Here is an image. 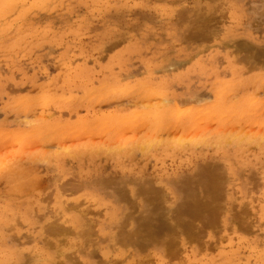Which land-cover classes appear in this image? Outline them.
Wrapping results in <instances>:
<instances>
[{
    "label": "rangeland",
    "instance_id": "obj_1",
    "mask_svg": "<svg viewBox=\"0 0 264 264\" xmlns=\"http://www.w3.org/2000/svg\"><path fill=\"white\" fill-rule=\"evenodd\" d=\"M201 1L0 0V161L19 158L0 164V264H264V0ZM185 106L195 111L183 117L188 125L162 124L163 109L178 115ZM139 110L140 128V118L128 121ZM159 119L167 129L157 125L158 133ZM137 140L148 148H132ZM205 171L216 190L210 200L195 179ZM187 183L212 221L145 245L137 229L147 207L137 188L159 194L151 215L172 226L176 189ZM132 231L140 245L123 242Z\"/></svg>",
    "mask_w": 264,
    "mask_h": 264
},
{
    "label": "bare ground",
    "instance_id": "obj_2",
    "mask_svg": "<svg viewBox=\"0 0 264 264\" xmlns=\"http://www.w3.org/2000/svg\"><path fill=\"white\" fill-rule=\"evenodd\" d=\"M185 1V0H184ZM201 1V0H200ZM202 2V1H201ZM204 3V2H203ZM203 3H201V4H203ZM200 4V3H199ZM200 4V5H201ZM206 4V3H205ZM196 5H198V4H196ZM191 6H192V4H191ZM193 6H194V4H193ZM206 6V5H205ZM211 6V5H210ZM209 6V7H210ZM199 7V6H198ZM189 13V12H188ZM198 13V12H197ZM184 17V16H183ZM186 32V31H185ZM191 45V44H190ZM200 45H202V44H200ZM197 49V48H196ZM228 49V48H227ZM212 51V50H211ZM232 54V53H231ZM230 57V56H229ZM217 63V62H216ZM30 64V63H29ZM228 65V64H227ZM243 68V67H242ZM238 69V68H237ZM19 72V71H18ZM247 73H249V72H247ZM246 73V74H247ZM146 74V73H145ZM128 75V74H127ZM254 75V74H253ZM256 75V74H255ZM130 76V75H129ZM242 77V76H241ZM5 78V77H4ZM100 78V77H99ZM123 78V77H122ZM126 76H125V80H126ZM133 78V77H132ZM3 79V78H2ZM116 79V78H115ZM120 79V78H119ZM118 79V80H119ZM124 79V78H123ZM130 79V78H129ZM243 79V78H242ZM255 79V78H254ZM263 79V78H262ZM237 80V79H236ZM115 81V80H114ZM121 81V80H120ZM124 81V80H123ZM131 81V80H130ZM130 81H128V82H130ZM172 81V80H171ZM235 81V80H234ZM249 81V80H248ZM109 82H111V81H109ZM236 82V81H235ZM117 83V82H116ZM146 83V82H145ZM246 83V82H245ZM109 84V83H108ZM114 84V83H113ZM113 84H111L110 86H113ZM139 84V83H138ZM223 84V83H222ZM222 84L220 85V86H222ZM236 84V83H235ZM243 84V83H242ZM54 85V84H53ZM126 85V84H125ZM134 85V83L132 84V86ZM142 85H144V83L142 84ZM147 85V84H146ZM152 85V84H151ZM228 85V84H227ZM231 85V84H230ZM248 85V84H247ZM104 86V85H103ZM118 86V85H117ZM232 86V85H231ZM244 86V85H243ZM70 87V86H69ZM68 87V88H69ZM115 87V86H114ZM125 86H123V88H124ZM126 87H127V85H126ZM126 87H125V89H126ZM138 87V86H137ZM147 87V86H146ZM224 87V86H223ZM233 87V86H232ZM232 87H231V89H232ZM100 88V87H99ZM98 88V89H99ZM107 88V87H106ZM122 88V89H123ZM128 88V87H127ZM135 88H136V86H135ZM217 88V87H216ZM239 88V87H238ZM103 89H105V88H103ZM110 89V88H109ZM115 89L117 90V88L115 87ZM147 89V88H146ZM4 90V89H3ZM120 90H121V88H119V92H120ZM128 90V89H127ZM133 90V89H132ZM142 90V89H141ZM140 90V91H141ZM145 90V89H144ZM150 89H148L147 90V93L149 94V91ZM205 90V89H204ZM220 90V89H219ZM97 91V90H96ZM100 91V90H99ZM206 91V90H205ZM110 92V91H109ZM107 93V95L108 94H110V93ZM125 92H126V90H125ZM142 93L143 92H145L146 93V91H141ZM140 92V93H141ZM152 92V91H151ZM154 92V91H153ZM152 92V93H153ZM216 92V91H215ZM219 92V91H218ZM221 92V91H220ZM220 92H219V94H220ZM114 93V92H113ZM122 93V92H121ZM138 93V92H137ZM140 93H139V95H140ZM156 93V92H155ZM195 93V92H194ZM229 93V92H228ZM60 94H62V92L60 93ZM116 94V93H115ZM125 93L123 92V95L122 96H126V95H124ZM136 94V93H135ZM154 94V93H153ZM223 94V93H222ZM221 94V95H222ZM232 94V93H231ZM11 95V94H10ZM41 95V94H40ZM58 95V94H57ZM70 95H71V93H70ZM69 95V96H70ZM88 95V94H87ZM142 95V97H143V94H141ZM146 95V94H145ZM175 95V94H174ZM27 96V95H26ZM28 96H31V95H28ZM52 96H55V95H52ZM75 96H77V95H75ZM111 96V95H110ZM149 96V95H148ZM147 96V97H148ZM162 96V95H161ZM61 97V96H60ZM89 97H91V95L89 96ZM106 97V99L108 98L107 96H105ZM104 97V98H105ZM132 97V96H131ZM142 97H141V99H142ZM156 97H157V95H156ZM160 97V96H159ZM164 97H166L165 95H164ZM15 98V97H14ZM33 98V97H32ZM55 98V97H54ZM62 98V97H61ZM64 98V97H63ZM76 98V97H75ZM75 98L73 99V101L75 100ZM92 98V97H91ZM146 98V97H145ZM247 98H249V96L247 97ZM21 99H23V98H21ZM29 99V98H28ZM59 99V98H58ZM57 99V100H58ZM69 99V98H68ZM72 99V98H71ZM144 99V98H143ZM162 99H164V98H162ZM26 100V99H25ZM47 100V99H46ZM56 100V99H55ZM84 100V99H83ZM136 100H137V98H136ZM156 100H158V99H156ZM155 100V101H156ZM160 100V99H159ZM194 100V99H193ZM197 100V99H196ZM20 100H18L17 101V103H19V106L20 105H24V104H27V103H24V104H22L21 102H19ZM29 101V100H28ZM80 101V100H79ZM79 101L77 102V103H79ZM87 101V100H86ZM92 101V100H91ZM106 101V100H105ZM162 100H160V102H161ZM165 101H168L167 100V97H166V100ZM165 101H163V102H165ZM238 101V100H237ZM13 102H15V104H16V100H13ZM44 102H45V100H44ZM48 102V101H47ZM66 102V101H65ZM76 102V101H75ZM152 102V101H151ZM159 102V103H160ZM181 102V101H180ZM195 102V101H194ZM224 102V101H223ZM231 102H233V101H231ZM246 102V101H245ZM140 103V102H139ZM175 103L176 102H174L173 103V105H174V107H175ZM191 103H193V102H191ZM196 103V102H195ZM194 103V104H195ZM199 103V102H198ZM201 103V102H200ZM250 103V102H249ZM15 104L13 105V106H15ZM30 104V103H29ZM43 104V103H42ZM141 104V103H140ZM152 104V103H151ZM154 104V103H153ZM161 104H162V102H161ZM168 105H166L167 107L169 106L170 107V104L169 103H167ZM179 104V103H178ZM185 105H186V103H184ZM220 104V103H219ZM218 104V105H219ZM251 104V103H250ZM17 106V108H18V104H16ZM49 105V104H48ZM78 105V104H77ZM135 105H137V106H139L138 104H135ZM141 105H143V104H141ZM30 106H33V104L32 105H29V107ZM164 106H165V103H164ZM163 106V107H164ZM249 106V105H248ZM25 107V106H24ZM43 107V106H42ZM147 107V106H146ZM167 107H166V109H167ZM227 107H229V106H227ZM226 107V108H227ZM234 107V106H233ZM26 108V109H25ZM24 108V111H30V110H32L31 108H29V110H28V108L27 107H25ZM72 108V107H71ZM142 108V107H141ZM185 108V110H186V106L185 107H183L182 109H184ZM189 110L191 109L190 107H187ZM196 108V107H195ZM194 108V109H195ZM220 108H222V107H220ZM226 108H225V111H226ZM14 109H16L15 107H14ZM22 109V108H21ZM163 109V108H162ZM166 109H163V111L165 110L166 111ZM170 109H172V107L171 108H169V109H167V110H170ZM184 110L185 112H183L182 110V113H180V114H178V115H173V114H168V116H167V114H166V112L164 111V113L166 114H164V119L166 118L167 120H157L156 122L158 123H155L154 124V126H155V128H156V126L160 129V127H162V126H160L159 125V122L161 121H163V125L165 126V127H168L169 126V123L171 122V123H173V125L175 124V128H179V126H180V128H182V127H184L185 125H188L189 123H184L183 122V117H185V116H187V114L189 113L190 115H193L194 113H192V112H195L194 110ZM198 109V108H197ZM245 109V108H244ZM243 109V110H244ZM23 110V109H22ZM173 110V109H172ZM179 110V109H178ZM177 110V111H178ZM196 110V109H195ZM220 110V109H219ZM222 110V109H221ZM219 111V113H221L222 111ZM250 110V109H249ZM253 110V109H252ZM259 110V109H258ZM176 111V110H175ZM233 111V110H232ZM231 111V112H232ZM251 111V110H250ZM3 112V111H2ZM12 112V111H11ZM18 112V111H17ZM25 112V113H26ZM40 112V111H39ZM49 112V111H48ZM134 112V111H133ZM139 112H140V110H139ZM170 113H172V112H174V111H172L171 112V110L169 111ZM247 112V111H246ZM258 112V111H257ZM23 113V112H22ZM29 113V112H28ZM141 113V112H140ZM144 113V112H143ZM158 111H157V116H159L158 115ZM162 113V112H161ZM192 113V114H191ZM216 113V112H215ZM230 113V112H229ZM235 113V112H234ZM248 113V112H247ZM246 113V114H247ZM255 113H256V111H255ZM139 113H137L136 115H134V114H130L131 116H129V119H128V121H134V120H136L137 121V119H139L140 118V115L141 116H143V114L141 113V114H139V116H137ZM145 115H147L146 113H144ZM155 114V113H154ZM160 114V113H159ZM226 114V113H225ZM231 114V113H230ZM245 114V115H246ZM100 115V114H99ZM117 115V114H116ZM123 115V114H122ZM134 115V116H133ZM171 115V116H170ZM218 115V114H217ZM237 115V114H236ZM236 115H234V116H236ZM249 115V114H248ZM250 115H252L251 113H250ZM104 116V115H103ZM148 116V115H147ZM170 116V117H169ZM240 116H242V113H241V115ZM67 117V116H66ZM115 117V116H114ZM118 117V116H117ZM125 117V116H124ZM169 117V118H168ZM197 117V116H196ZM214 117H216V115L214 116ZM227 117V116H226ZM121 118V117H120ZM145 118V117H144ZM213 118V117H212ZM219 118H220V116H219ZM239 118V117H238ZM50 119V118H49ZM55 119V118H54ZM70 119V118H69ZM73 119V118H72ZM110 119H111V117H110ZM114 119H116V117L114 118ZM123 118H121V119H119L120 121H121V123L119 124V123H117V120H116V124H117V126H118V124L119 125H121V126H124V125H126V124H130V123H127L128 121L126 120V121H123L122 120ZM143 119V118H142ZM146 119H148V122L150 121L151 122V120H149V118H146ZM161 119H163V118H161ZM168 119H169V121L170 122H168ZM198 119V118H197ZM197 119H195V120H197ZM225 119V118H224ZM224 119H222V120H224ZM262 118L260 117V120H261ZM36 120V119H35ZM77 120V119H76ZM112 120V119H111ZM140 121H142V123H143V120H141V118L139 119ZM193 120V119H192ZM212 120V119H211ZM219 120V119H218ZM217 120V121H218ZM226 120V119H225ZM252 120V119H251ZM85 121V120H84ZM115 121V120H114ZM123 121V122H122ZM135 121V122H136ZM146 121V120H145ZM144 121V123L143 124H138V122L139 121H137L136 123H137V125H139V128L140 127H142L146 122ZM152 121H154V120H152ZM159 121V122H158ZM215 121V120H214ZM213 121V122H214ZM216 121V122H217ZM227 121V120H226ZM229 121V120H228ZM227 121V122H228ZM254 121V120H253ZM262 121V120H261ZM111 122V121H110ZM124 122H126V124H124ZM135 122L133 123V122H131V126H134V124H135ZM160 122V123H161ZM168 123V126H167V123ZM239 122H240V120H239ZM258 122V121H257ZM55 123V122H54ZM69 123H71V121L69 122ZM107 123V122H106ZM132 123H133V125H132ZM140 123V122H139ZM166 123V124H165ZM196 122L194 121L193 122V124H195ZM46 124V123H45ZM48 124H50L49 122H48ZM61 124V123H60ZM84 124V123H83ZM196 124H198V123H196ZM225 124V123H224ZM243 124V123H242ZM264 124V123H263ZM52 125V124H51ZM58 125V124H57ZM63 125H65L64 123H63ZM71 125V124H70ZM128 125H126V126H128ZM128 126V127H131V126ZM217 126H218V124H216ZM227 125V124H226ZM244 125V124H243ZM242 125V126H243ZM254 125H255V123H254ZM257 125H259V123L257 124ZM261 125V124H260ZM54 126V125H53ZM53 126H51L50 128H52ZM59 126V125H58ZM68 126V125H67ZM113 127H114V125H112ZM116 126V127H117ZM121 126H119V129L121 128V129H123ZM126 126L124 127V129L126 128ZM135 126H136V124H135ZM149 126H151V124L149 125ZM160 126V127H159ZM162 127V129L161 130H164V128L165 127ZM172 126V124H170V128H172L171 127ZM194 126V125H193ZM217 126H216V128H217ZM223 126V125H222ZM55 127V126H54ZM65 127H66V125H65ZM82 127V126H81ZM81 127H79V128H81ZM137 127L138 126H136V129H137ZM215 127V126H214ZM225 127H227V126H225ZM238 127V126H237ZM16 128V127H15ZM47 128V127H46ZM49 128V127H48ZM47 128V129H48ZM67 128V127H66ZM66 128H64V129H66ZM86 128V127H85ZM110 128V127H109ZM115 128V127H114ZM113 128V129H114ZM131 128H134V127H131ZM169 128V127H168ZM186 128V127H185ZM185 128L183 129V130H185ZM191 128V127H190ZM207 128V127H206ZM240 128V127H239ZM246 128V127H245ZM244 128V129H245ZM264 128V127H263ZM41 129V128H40ZM105 129H107V128H105ZM142 129V128H141ZM148 129V128H147ZM153 129H154V127H153ZM167 128H165V130H166ZM188 129V128H187ZM211 129V128H210ZM214 129V128H213ZM52 130H53V128H52ZM78 130V129H77ZM76 130V131H77ZM80 130V129H79ZM85 130H87V129H85ZM117 130H118V128H117ZM134 130V129H133ZM145 130H146V127H145ZM156 130H158L157 128H156ZM174 130H176V129H174ZM227 130V129H226ZM239 130H241V129H239ZM102 131V130H101ZM132 131V130H131ZM137 131H138V129H137ZM142 131V130H141ZM150 131V130H149ZM154 131V130H153ZM180 131H181V129H180ZM219 131V130H218ZM232 131V130H231ZM242 131H243V129H242ZM242 131H240V132H242ZM16 132V131H15ZM21 132V131H20ZM40 132V131H39ZM69 132V131H68ZM106 132H108V131H106ZM124 132V131H123ZM158 133H159V130L157 131ZM157 132H154L155 134L157 133ZM166 132V131H165ZM214 132V131H213ZM225 132V131H224ZM237 132V131H236ZM246 133H247V130L245 131ZM12 133V132H11ZM10 133V134H11ZM31 133H33V132H31ZM42 133V132H41ZM60 133V132H59ZM105 133V132H104ZM111 133H113V132H111ZM121 133V132H120ZM140 133V132H139ZM151 133V132H150ZM189 133V132H188ZM198 134H199V131L197 132ZM197 133L195 134V136L197 135ZM203 133H206V132H202V136H204L203 135ZM208 133V132H207ZM212 133V132H211ZM230 133V132H229ZM235 133V132H234ZM249 133V132H248ZM247 133V134H248ZM21 134V133H20ZM37 134V133H36ZM40 134V133H39ZM58 134V133H57ZM114 134H115V132H114ZM114 134H113V136H114ZM116 134H119L118 132L116 133ZM127 134V133H126ZM133 134V133H132ZM137 134V133H136ZM147 134V133H146ZM152 134V133H151ZM161 134H163V133H161ZM166 134V133H165ZM168 134V133H167ZM166 134V135H167ZM191 134V133H190ZM209 134V133H208ZM208 134H206V135H208ZM240 134V133H239ZM7 135H9V134H7ZM12 135V134H11ZM10 135V136H11ZM19 135V134H18ZM42 135H43V133H42ZM55 135V134H54ZM70 135V134H69ZM109 135V134H108ZM111 135V134H110ZM135 135V134H134ZM139 135H142V132H141V134H139ZM138 135V136H139ZM150 135V134H149ZM148 134H147V136H149ZM153 135V134H152ZM183 135H184V133H183ZM192 135V134H191ZM211 135V134H210ZM249 135H252L251 133L249 134ZM255 135H256V133H255ZM254 135V136H255ZM17 136V135H16ZM57 136L58 135H56L55 136V139L57 138ZM71 136H72V134H71ZM117 136V135H116ZM130 136V135H129ZM153 136H155V135H153ZM170 136V135H169ZM193 136V135H192ZM201 136V135H200ZM240 136V135H239ZM244 136V135H243ZM243 136H242V138H243ZM4 137V136H3ZM8 137V136H7ZM46 137V136H45ZM50 137H52V136H47V138H49L50 139ZM54 137V136H53ZM59 137H60V135H59ZM78 137V136H77ZM142 137V136H141ZM183 137V136H182ZM187 137V136H186ZM189 137V136H188ZM220 137V136H219ZM228 137V136H227ZM245 137H246V135H245ZM251 137H253V136H251ZM261 137H262V134H261ZM260 137V138H261ZM1 138V137H0ZM12 138V137H11ZM22 138V137H21ZM41 138H43V137H41ZM64 138H65V136H64ZM73 138V137H72ZM109 138H111V137H109ZM108 138V139H109ZM114 138V137H113ZM133 138V137H132ZM137 138V137H136ZM145 138V137H144ZM178 138V137H177ZM181 138V137H180ZM179 138V139H180ZM185 138V137H184ZM190 138V137H189ZM214 138V137H213ZM221 138V137H220ZM240 138V137H239ZM15 139H16V137H15ZM18 139V138H17ZM20 139V138H19ZM48 139V140H49ZM58 139V138H57ZM63 139V138H62ZM71 139V138H70ZM69 139V140H70ZM90 139V138H89ZM119 139V138H118ZM129 139V138H128ZM128 139H127V142H128ZM134 139V138H133ZM150 139H151V137H150ZM149 139V140H150ZM156 139H157V137H156ZM156 139L154 140L155 142H156ZM170 139V138H169ZM183 139V138H182ZM199 139V138H198ZM231 139V138H230ZM233 139V138H232ZM238 139V138H237ZM246 139V138H245ZM250 139H252V138H250ZM250 139H248V141L250 140ZM254 139V138H253ZM257 139H259V138H257ZM21 140V139H20ZM43 140V139H42ZM42 140H40V142L42 141ZM47 140V139H46ZM52 139H50V141H51ZM59 140V139H58ZM65 140H67V139H65ZM123 140V139H122ZM147 140V139H146ZM152 140V139H151ZM184 140V139H183ZM182 140V142H183V144L185 145V143H187V142H184ZM202 140H204V139H200V142H202ZM215 140V139H214ZM213 140V141H214ZM216 140H219L218 138H216ZM215 140V141H216ZM239 140L241 141L242 139L240 138V139H238L237 141H238V143H240V145H241V142H239ZM259 140H261V139H259ZM24 141V140H23ZM32 141V140H31ZM134 141V140H133ZM148 141V140H147ZM154 141L152 140L151 142H153L154 143ZM160 141V140H159ZM159 141H157V142H159ZM165 141V140H164ZM161 141V142H163V143H165V142H168V141ZM176 141H179V140H176ZM181 141V140H180ZM187 141V140H186ZM191 141V140H190ZM220 141V140H219ZM246 141V140H245ZM244 141V142H245ZM250 141H252V140H250ZM21 142V141H20ZM39 142V141H38ZM115 142V141H114ZM119 142V141H118ZM117 142V143H118ZM131 142V141H130ZM138 142V140L133 144V146H132V148L133 147H135V148H137V149H139V147L138 146H140V145H142V149H143V145L146 143V142H140V145H138L139 144V142ZM148 142H150V141H148ZM173 142V141H172ZM175 142V141H174ZM255 142V141H254ZM10 143H11V141H10ZM16 143V142H15ZM22 143V142H21ZM32 143V142H31ZM56 143H57V141H56ZM61 143V142H60ZM63 143V142H62ZM111 143V142H110ZM122 143V142H121ZM133 143V142H132ZM131 143V144H132ZM136 143H137V146H136ZM142 143H144V144H142ZM162 143V144H163ZM189 143V142H188ZM191 143V142H190ZM216 143V142H215ZM218 143H220V142H218ZM237 143V142H236ZM237 143V144H238ZM258 143H259V141H258ZM44 144H46V143H44ZM92 144H93V142H92ZM104 144V143H103ZM124 143H122V145H123ZM151 144V143H150ZM156 144H158V143H155V145ZM166 144V143H165ZM177 144V143H176ZM260 144H261V141H260ZM4 145V144H3ZM7 145V144H6ZM56 145V144H55ZM81 145V144H80ZM85 145V144H84ZM120 145V144H119ZM125 145V144H124ZM135 145V146H134ZM179 145H181L180 144V142H179ZM217 145V144H216ZM219 145V144H218ZM236 145V144H235ZM251 145V144H250ZM259 145V144H258ZM0 146H1V144H0ZM58 146H59V143H58ZM111 146V145H110ZM150 146V145H149ZM151 146H153V145H151ZM150 146V147H151ZM159 146V145H158ZM161 146V145H160ZM168 146V145H167ZM166 146V147H167ZM177 146V145H176ZM190 146H192V145H190ZM190 146H188V144H187V147L189 148ZM194 146V145H193ZM192 146V147H193ZM197 146V145H196ZM201 146V145H200ZM247 146H249V145H247ZM2 147V146H1ZM1 147H0V149H1ZM11 147V146H10ZM20 147H22V145L20 146ZM28 147V146H27ZM57 147V146H56ZM117 147V146H116ZM121 147H123V146H121ZM144 147H147L148 148V145H147V143L145 144V146ZM149 147V148H150ZM165 147V148H166ZM184 147V146H183ZM199 147V146H198ZM218 147V146H217ZM235 147V146H234ZM7 148V147H6ZM5 148V149H6ZM9 148V147H8ZM23 148V147H22ZM97 148V147H96ZM112 148V147H111ZM120 148V147H119ZM130 149V150H134V149ZM140 148H141V146H140ZM155 148V147H154ZM154 148H152V150L154 149ZM156 148H157V145H156ZM159 148V147H158ZM168 148H170V147H168ZM178 148V147H177ZM180 148H182V147H180ZM185 148H186V145H185ZM194 148V147H193ZM196 148V147H195ZM107 149V148H106ZM105 149V150H106ZM114 149H118V148H114ZM124 149V148H123ZM136 149V150H137ZM146 149V148H145ZM144 149V150H145ZM167 149V148H166ZM165 149V150H166ZM179 149V148H178ZM201 149V148H200ZM11 150V149H10ZM9 150V151H10ZM26 150V149H25ZM60 150V149H59ZM58 150V151H59ZM129 150V151H130ZM141 150V149H140ZM154 150H156V149H154ZM173 150V149H172ZM174 150H175V148H174ZM180 150V149H179ZM183 150V149H182ZM185 150V149H184ZM189 150H191V149H189ZM22 151V150H21ZM110 151V150H109ZM121 151V150H120ZM120 151L118 152V150H115L114 152L116 153V152H118V153H120ZM138 151V150H137ZM150 151V150H149ZM192 151V150H191ZM3 152H5V151H3ZM30 152V151H29ZM104 152V151H103ZM108 152V151H107ZM113 152V151H112ZM123 152V151H122ZM126 152V151H125ZM125 152H124V154H125ZM140 152V151H139ZM144 153H145V151H143ZM143 152L141 153V154H143ZM147 152V151H146ZM163 152V151H162ZM166 152V151H165ZM172 152V151H171ZM174 152V151H173ZM181 152V151H180ZM194 152H195V150H194ZM11 153H13V152H11ZM95 153V152H94ZM100 153H102V152H98V154H100ZM110 153V152H109ZM131 153V152H130ZM150 153V152H149ZM148 153V154H149ZM152 153V152H151ZM150 153V154H151ZM177 153V152H176ZM201 153V152H200ZM264 153V152H263ZM1 154H3L2 156H4V153H1ZM55 154V153H54ZM90 154V153H89ZM92 155H93V153H91ZM97 154V153H96ZM127 154H129V153H127ZM166 154H167V152H166ZM18 155V154H17ZM16 155V156H17ZM74 155V154H73ZM82 155V154H81ZM153 155V154H152ZM156 154H154V156H155ZM170 155H171V153H170ZM182 155H184L183 153H182ZM199 155V154H198ZM249 155V154H248ZM6 156V155H5ZM94 156H97V155H94ZM145 156V155H144ZM167 156H169V155H166V157ZM174 156H175V154H174ZM7 157V156H6ZM5 157V158H6ZM8 157H9V155H8ZM14 157V156H13ZM12 157V159H14ZM115 157H117V156H115ZM133 157V156H132ZM151 157V156H150ZM150 157H148V158H150ZM160 157V156H159ZM162 157H165V156H162ZM181 157V156H180ZM179 157V158H180ZM188 157V156H187ZM194 157H195V155H194ZM262 157V156H261ZM4 158V159H5ZM79 158V157H78ZM91 158V157H90ZM155 158V157H154ZM158 158V157H157ZM4 159H1L2 161H0V164H3V166H4V168H6V164H7V161H9V160H7L6 161V163L4 162ZM11 159V158H10ZM11 159V160H12ZM18 159L19 158H17V159H15V161H17V162H14L15 164L16 163H18ZM94 159H96V158H94ZM195 159H196V157H195ZM10 160V161H11ZM72 160V159H71ZM128 160V159H127ZM148 160V159H147ZM204 160V159H203ZM81 161V160H80ZM146 161V160H145ZM157 161H158V159H157ZM258 161V160H257ZM13 162H10V163H8L7 164V166L9 165L10 166V164L12 163L13 164ZM20 162H21V159H20ZM91 162V161H90ZM191 162V161H190ZM187 164H189V163H187ZM203 164V163H202ZM245 164V163H244ZM247 164V163H246ZM14 165V164H13ZM144 165V164H143ZM190 165V164H189ZM249 165H250V163H249ZM2 166V165H1ZM0 166V167H1ZM225 166V165H224ZM234 166V165H233ZM244 166V165H243ZM247 166V165H246ZM252 166V165H251ZM250 166V167H251ZM225 167H227V166H225ZM177 168V167H176ZM187 168V167H186ZM201 168V167H200ZM228 168V167H227ZM226 168V169H227ZM233 169V168H232ZM235 169V168H234ZM17 170V169H16ZM20 170V169H19ZM191 170H192V168H191ZM77 171V170H76ZM129 171H131V170H129ZM189 171V170H188ZM9 172V171H8ZM86 172V171H85ZM175 172V171H174ZM226 172V171H225ZM186 173V172H185ZM198 173V172H197ZM9 176H10V174L9 173H7ZM17 174H18V171H17ZM215 174H217V173H215ZM23 175V174H22ZM126 175V174H125ZM172 175V174H171ZM189 175V174H188ZM246 175H247V173H246ZM3 176V175H2ZM12 176V175H11ZM187 177V176H186ZM214 177H215V175H214ZM261 178V177H260ZM60 179V178H59ZM158 179V178H157ZM195 179H197L196 180V183H198L199 185L200 184H202L201 186L203 187L202 189H204L202 192L203 193H205L207 196H209V199L208 200H210V198L211 199H213V193H214V191H216V190H214L213 188V186H214V184H213V182L211 183L212 184V187L211 186H209L208 184H207V182H209V181H212V180H214L213 179V174L211 173V172H209V171H205V173L204 174H201V172L200 173H198L197 175H195ZM5 180V179H4ZM13 180V179H12ZM61 180H63V179H61ZM61 180H59V182L61 181ZM76 180V179H75ZM239 180V179H238ZM17 181V180H16ZM20 181V180H19ZM77 182V181H76ZM75 182V183H76ZM160 182V181H159ZM158 182V183H159ZM247 182V181H246ZM6 183V182H5ZM141 183V182H140ZM162 183V182H161ZM178 183H179V181H178ZM218 183V182H217ZM262 183V182H261ZM142 184V183H141ZM157 184V183H156ZM169 184V183H168ZM189 184L190 183H187V184H184V185H182L180 188H177L176 189V191H177V193L179 194V198H180V203L178 204L179 206L174 210V213H173V215H172V220L174 221L173 222V225L172 226H170V225H165L164 223H160L159 221H158V219H154L153 218V216L151 215V213L152 212H154V206H153V201L154 200H158V197H159V194H155L154 192L155 191H153L152 190V187H150V186H147V187H138L137 188V190H136V192L135 193H137V195H140V196H142V199H143V203L145 204V206L147 207V210L145 211V215H144V217L143 218H141L140 219V221H139V226H138V229H137V231L139 230L140 232H141V238H140V240L141 241H143L144 242V244L145 245H151L152 243H155V244H157V243H159V244H164V240L161 238V235H163V234H165V233H167V234H171V235H173L172 236V238H174V236L177 234V233H180V234H184V235H187L188 233H190V230H191V223L193 222V221H195V220H199V221H201V222H204L205 224H207V223H210L211 221H212V214L210 213V211H208L207 210V205L206 204H208V203H201L200 205H199V199H198V195H197V193H196V190H193V188H191V187H189ZM236 184V183H235ZM263 184V183H262ZM5 185H7V184H5ZM56 185H57V183H56ZM138 185H140V184H138ZM170 185V184H169ZM175 185H177V184H175ZM194 185V184H193ZM198 185V186H199ZM264 185V184H263ZM133 186H135L134 184L133 185H131V187H133ZM197 186V187H198ZM201 186H199V187H201ZM226 186V185H225ZM59 187V186H58ZM119 187H120V185H119ZM129 187V186H128ZM127 187V188H128ZM130 188V187H129ZM128 188V189H129ZM134 188V187H133ZM132 188V191H134V189ZM227 188V187H226ZM195 189H197V188H195ZM236 189V188H235ZM260 190V189H259ZM263 190V189H262ZM35 191V190H34ZM55 191V190H54ZM243 191V190H242ZM61 192V191H60ZM129 192H131V191H129ZM167 191H165V193H166ZM252 192V191H251ZM225 193H226V191H225ZM258 193V192H257ZM69 194V193H68ZM169 195V194H168ZM206 195H204V196H206ZM229 195V194H228ZM236 195V194H235ZM162 196V195H161ZM164 196V195H163ZM201 196H202V194H201ZM203 196V197H204ZM227 196V195H226ZM226 196H225V200H227V198H226ZM53 197V196H52ZM61 197V196H60ZM68 197V196H67ZM170 197V196H169ZM178 197V196H177ZM235 197V196H234ZM251 197V196H250ZM263 197V196H262ZM261 197V198H262ZM56 198V197H55ZM206 198H208V197H206ZM230 198V197H229ZM241 198V197H240ZM252 198V197H251ZM57 199V198H56ZM61 199V198H60ZM54 200V199H53ZM171 200V199H170ZM204 200V199H203ZM216 200V199H215ZM213 201V200H212ZM247 201V200H246ZM234 202H235V200H234ZM259 202V201H258ZM263 202H264V200H263ZM138 203V202H137ZM166 203H168V202H166ZM254 203H255V201H254ZM170 204V203H169ZM36 205V204H35ZM242 205V204H241ZM257 205V204H256ZM239 206V205H238ZM249 206V205H248ZM258 206V205H257ZM81 207V206H80ZM250 207V206H249ZM252 207V206H251ZM3 208V207H2ZM13 208V207H12ZM22 208V207H21ZM50 208V207H49ZM111 209V208H110ZM250 209V208H249ZM256 209V208H255ZM6 210V209H5ZM9 210V209H8ZM44 210V209H43ZM160 210V209H159ZM251 210V209H250ZM254 210V209H253ZM58 211H60V210H58ZM158 211V210H157ZM37 212V211H36ZM214 212V211H213ZM257 212V211H256ZM155 213V212H154ZM210 213V215H207V214H209ZM253 213V212H252ZM2 214V213H1ZM15 214V213H14ZM56 214V213H55ZM225 214V213H224ZM59 215V214H58ZM171 215V214H170ZM209 216L208 218H205V219H203L202 217L203 216ZM260 215V214H259ZM51 216H53V215H51ZM183 216H187V218H189L188 220V222H185L184 221V219H183ZM224 216V215H223ZM249 216H251V215H249ZM124 217V216H123ZM221 217V216H220ZM187 218H185V219H187ZM123 219V218H122ZM223 219V218H222ZM12 220V219H11ZM65 220V219H64ZM132 220V219H131ZM220 220H221V218H220ZM225 220V219H224ZM249 220V219H248ZM59 222H60V219L58 220ZM57 221V222H58ZM73 221V220H72ZM122 221V220H121ZM264 221V220H263ZM8 222V221H7ZM261 222V221H260ZM64 223H65V221H64ZM63 223V224H64ZM199 223V222H198ZM257 223H259L258 222V220H257ZM5 224V223H4ZM26 224V223H25ZM29 224V223H28ZM96 224H98V223H96ZM220 224H221V222H220ZM234 224V223H233ZM115 225V224H114ZM199 225V224H198ZM133 226H134V224H133ZM226 226V225H225ZM224 226V227H225ZM232 226V225H231ZM235 226V225H234ZM261 227V226H260ZM115 228V227H114ZM97 229V228H96ZM225 229V228H224ZM215 230V229H214ZM222 230V229H221ZM232 230V229H231ZM97 231H98V229H97ZM137 231H132V232H128L127 233V236L126 237H124L123 235V238H122V240H123V242H126V243H134V244H136V245H140V242L137 240H135L134 239V236L135 235H137L138 234V232ZM223 231V230H222ZM235 231V230H234ZM79 232V231H78ZM208 232V231H207ZM233 232V231H232ZM9 233V232H8ZM222 233V235H223V232H221ZM190 235V234H189ZM225 235V234H224ZM103 236V235H102ZM206 236H207V234H206ZM211 236V235H210ZM164 237H166V236H164ZM169 237V236H168ZM195 237V236H194ZM93 238V237H92ZM237 238V237H236ZM67 240V239H66ZM178 241H180V240H178ZM76 243V242H75ZM105 243V242H104ZM235 243V242H234ZM247 243V242H246ZM180 244V243H179ZM193 244V243H192ZM191 244V245H192ZM195 244V243H194ZM54 245V244H53ZM67 245L68 244H66V247H67ZM101 245H103V244H101ZM237 245V244H236ZM83 246V245H82ZM166 246V245H165ZM165 246H163V247H165ZM217 246V245H216ZM136 247V246H135ZM168 247L169 248H172V241H169L168 242ZM207 247V246H206ZM34 248V247H33ZM61 248V247H60ZM59 248V249H60ZM134 248V247H133ZM148 248V247H147ZM204 248H205V246H204ZM224 248V247H223ZM36 249V248H35ZM67 249V248H66ZM85 249V248H84ZM88 249V248H87ZM117 249V248H116ZM124 249V248H123ZM142 249V248H141ZM183 249H184V247H183ZM182 249V250H183ZM82 250V249H81ZM89 250V249H88ZM254 250V249H253ZM23 251V250H22ZM21 251V252H22ZM56 251V250H55ZM58 251V250H57ZM85 251V250H84ZM118 251V250H117ZM184 251H185V249H184ZM214 251H216V250H214ZM227 251V250H226ZM225 251V252H226ZM242 251V250H241ZM9 252V251H8ZM49 252V251H48ZM149 252V251H148ZM147 252V253H148ZM171 252H174V251H171ZM237 252V251H236ZM10 253V252H9ZM56 253V252H55ZM75 253V252H74ZM126 253H128V252H126ZM125 253V254H126ZM151 253V252H150ZM187 253V252H186ZM224 253V252H223ZM11 254V253H10ZM86 254H89V253H86ZM118 254V253H117ZM131 254V253H130ZM220 254H222V253H220ZM226 254V253H225ZM45 255V254H44ZM230 255V254H229ZM261 255V254H260ZM32 256V255H31ZM43 256V255H42ZM50 256V255H49ZM87 256V255H86ZM59 257V256H58ZM148 257V256H147ZM152 257V256H151ZM188 257V256H187ZM219 257H220V255H219ZM226 257V256H225ZM264 257V256H263ZM17 258H18V255H17ZM115 258H116V256H115ZM128 258H130V257H128ZM157 258H158V256H157ZM156 258V259H157ZM191 258V257H190ZM205 258V257H204ZM229 258V257H228ZM122 259V258H121ZM139 259V258H138ZM146 259V258H145ZM155 259V258H154ZM226 259V258H225ZM142 261L144 260V259H141ZM166 260V259H165ZM179 260H181V259H179ZM184 260V259H183ZM233 260V259H232ZM123 261H125V260H123ZM162 261V260H161ZM177 261V260H176ZM186 261V260H185ZM155 262V261H154ZM166 262V261H165ZM180 262V261H179ZM22 263H23V261H22ZM134 263H135V261H134ZM183 263V262H182ZM25 264V263H24ZM36 264V263H35ZM138 264V263H137ZM187 264V263H186ZM233 264V263H232Z\"/></svg>",
    "mask_w": 264,
    "mask_h": 264
}]
</instances>
